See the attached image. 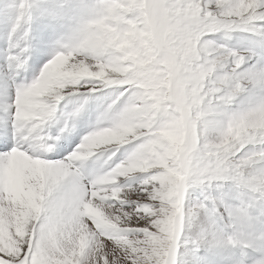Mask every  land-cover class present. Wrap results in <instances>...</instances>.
Returning <instances> with one entry per match:
<instances>
[{
    "label": "snow or ice",
    "instance_id": "6c2138e0",
    "mask_svg": "<svg viewBox=\"0 0 264 264\" xmlns=\"http://www.w3.org/2000/svg\"><path fill=\"white\" fill-rule=\"evenodd\" d=\"M3 9L0 264H264V0Z\"/></svg>",
    "mask_w": 264,
    "mask_h": 264
},
{
    "label": "rangeland",
    "instance_id": "374dc122",
    "mask_svg": "<svg viewBox=\"0 0 264 264\" xmlns=\"http://www.w3.org/2000/svg\"><path fill=\"white\" fill-rule=\"evenodd\" d=\"M6 3H15V0H0V31H1L2 26L10 29V21L6 19L5 14H4V9H3V5L6 4ZM3 35H5V34L4 33H0V38ZM21 35H22V31L18 30L17 38H19V36H21ZM49 54H51V49H50V53ZM0 76H5V72H4L3 68L2 69L0 68ZM69 99H70L69 97H65V99L61 102V105L63 106V104L68 103ZM71 107H72V104L68 103L69 110L71 109ZM93 113H95V108L93 110ZM94 123H95V121H94ZM105 151H107V148L105 149ZM102 155L105 156V154H103V153H102Z\"/></svg>",
    "mask_w": 264,
    "mask_h": 264
},
{
    "label": "bare ground",
    "instance_id": "6f19581e",
    "mask_svg": "<svg viewBox=\"0 0 264 264\" xmlns=\"http://www.w3.org/2000/svg\"><path fill=\"white\" fill-rule=\"evenodd\" d=\"M4 86H5V85H4ZM4 86H3L2 88H0V89H3V88H4ZM82 135H83V134H82ZM82 135H81V136H82ZM105 167H106V166H105Z\"/></svg>",
    "mask_w": 264,
    "mask_h": 264
}]
</instances>
